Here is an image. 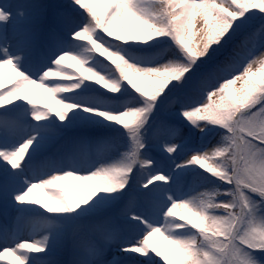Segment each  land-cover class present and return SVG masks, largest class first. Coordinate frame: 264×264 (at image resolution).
<instances>
[{"label": "snow or ice", "instance_id": "obj_1", "mask_svg": "<svg viewBox=\"0 0 264 264\" xmlns=\"http://www.w3.org/2000/svg\"><path fill=\"white\" fill-rule=\"evenodd\" d=\"M5 69L0 264H264V0H0Z\"/></svg>", "mask_w": 264, "mask_h": 264}, {"label": "rangeland", "instance_id": "obj_2", "mask_svg": "<svg viewBox=\"0 0 264 264\" xmlns=\"http://www.w3.org/2000/svg\"><path fill=\"white\" fill-rule=\"evenodd\" d=\"M198 21H199V18H198ZM199 27H200V23L198 22L197 23V28H199ZM65 63L66 64H70L72 66L73 70H81L80 69V65L77 64L76 61H74V60H72L70 58L67 61H65ZM242 86H243L242 82L238 81L237 85H235L234 88L239 89V88H242ZM1 90H5V89L2 88V89H0V91ZM38 96H39V99H35V100L37 101V103L39 105L42 106L43 104L47 103V104H51L53 107H57L58 108V105H56L55 99L52 97L51 93H45V92L40 91V92H38ZM39 193L41 194V192L37 191V192H35V195L37 197H39V195H40ZM43 194H44V197H45V193L44 192H43ZM44 197L42 196L41 199H45ZM0 218H2V216H0Z\"/></svg>", "mask_w": 264, "mask_h": 264}, {"label": "bare ground", "instance_id": "obj_3", "mask_svg": "<svg viewBox=\"0 0 264 264\" xmlns=\"http://www.w3.org/2000/svg\"><path fill=\"white\" fill-rule=\"evenodd\" d=\"M68 60V59H67ZM66 60V61H67ZM5 76H6V79L4 81V89L5 90H1V91H6L8 88L10 87H14L15 83L18 81V77H14V76H11L7 73V69H5ZM31 91V90H30ZM35 99H39V96L37 94V96L35 97ZM30 151V150H29ZM66 184H68L69 182H65ZM39 191L41 192V194L39 195V198H41L42 196L44 197V194H43V190H36V192ZM73 191H74V186H73ZM46 198V197H44ZM7 260L10 262V264H18V262L16 261L15 259V256H13L11 253H9V255L7 256Z\"/></svg>", "mask_w": 264, "mask_h": 264}]
</instances>
